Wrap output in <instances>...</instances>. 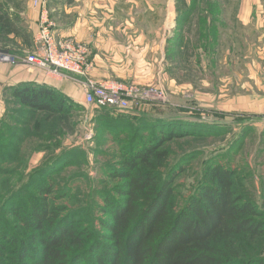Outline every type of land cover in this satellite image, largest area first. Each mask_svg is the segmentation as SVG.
Returning <instances> with one entry per match:
<instances>
[{"label": "rangeland", "instance_id": "rangeland-1", "mask_svg": "<svg viewBox=\"0 0 264 264\" xmlns=\"http://www.w3.org/2000/svg\"><path fill=\"white\" fill-rule=\"evenodd\" d=\"M56 1L46 2L50 15ZM33 9L32 0H0V34L16 41L8 43L10 50L32 51ZM145 62L135 79H112L137 88L129 110L151 118L152 132L182 127L190 133L163 142L171 152L164 174L182 156L191 157L173 183L175 208L205 182L207 165L218 162L234 169V189L264 217V0H151V51ZM75 102L70 114L57 116L55 132L25 136L16 155L0 163V194L6 197L25 183L27 192L35 193L28 185L32 176H51L57 192L66 190L72 198L56 203L86 208L85 217H93L92 239L104 232L96 218L107 217L98 209L104 204L100 191L116 185L101 170L113 159L116 143L96 109L83 99ZM4 108L3 102L0 115ZM109 116L110 127L123 135L125 121H112L119 116L113 112ZM66 149L72 151L67 161L50 174L40 173ZM75 216L83 218V211ZM249 249L264 252V237L250 239Z\"/></svg>", "mask_w": 264, "mask_h": 264}, {"label": "trees", "instance_id": "trees-1", "mask_svg": "<svg viewBox=\"0 0 264 264\" xmlns=\"http://www.w3.org/2000/svg\"><path fill=\"white\" fill-rule=\"evenodd\" d=\"M0 41L24 55L8 48L16 43L11 38L0 34ZM1 96L0 163L16 155L25 136L55 132L57 116L78 107L58 88L34 81L3 85ZM129 108H94L116 143L113 159L101 165L104 176L116 180L100 191L104 204L98 209L107 217L96 219L104 232L91 239L93 217H85L87 209L56 203L72 198L66 190L57 192L53 177L32 176L28 185L35 193L27 192L25 183L6 197L0 194V264H264V252L249 249L250 239L264 237V217L234 189V169L207 165L205 182L175 208L173 183L191 157L182 156L164 174L171 152L163 142L190 133L181 127L156 134L148 129L151 118ZM110 112L119 115L112 121H125L123 135L106 121ZM69 152L57 154L40 173L57 170ZM82 211L84 217L76 218Z\"/></svg>", "mask_w": 264, "mask_h": 264}, {"label": "crops", "instance_id": "crops-1", "mask_svg": "<svg viewBox=\"0 0 264 264\" xmlns=\"http://www.w3.org/2000/svg\"><path fill=\"white\" fill-rule=\"evenodd\" d=\"M55 5L50 15L54 33L87 44L92 78L135 79L138 66L149 64L143 61L151 51V0H57ZM32 14L37 22V8ZM20 81L45 83L74 101L83 99L81 87L72 80L48 76L26 63L0 62V87ZM2 104L0 93V111Z\"/></svg>", "mask_w": 264, "mask_h": 264}, {"label": "built area", "instance_id": "built-area-1", "mask_svg": "<svg viewBox=\"0 0 264 264\" xmlns=\"http://www.w3.org/2000/svg\"><path fill=\"white\" fill-rule=\"evenodd\" d=\"M47 0H32L37 8V26L32 35V51L18 54L0 46V62L26 63L42 69L48 76H61L79 84L83 102L93 108L107 107L125 110L130 99L137 97L132 83L114 79L96 80L89 75L91 61L88 46L69 36H56L55 22L50 17Z\"/></svg>", "mask_w": 264, "mask_h": 264}]
</instances>
